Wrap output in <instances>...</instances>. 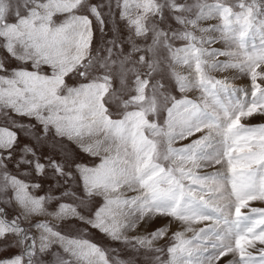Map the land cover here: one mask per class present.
Instances as JSON below:
<instances>
[{"label": "snow or ice", "instance_id": "1", "mask_svg": "<svg viewBox=\"0 0 264 264\" xmlns=\"http://www.w3.org/2000/svg\"><path fill=\"white\" fill-rule=\"evenodd\" d=\"M0 264H264V0H0Z\"/></svg>", "mask_w": 264, "mask_h": 264}, {"label": "rangeland", "instance_id": "2", "mask_svg": "<svg viewBox=\"0 0 264 264\" xmlns=\"http://www.w3.org/2000/svg\"><path fill=\"white\" fill-rule=\"evenodd\" d=\"M257 119H259V118H256V119L252 120L251 123H257V122H259V120H257ZM162 222L163 221H159L158 223H162Z\"/></svg>", "mask_w": 264, "mask_h": 264}, {"label": "bare ground", "instance_id": "3", "mask_svg": "<svg viewBox=\"0 0 264 264\" xmlns=\"http://www.w3.org/2000/svg\"><path fill=\"white\" fill-rule=\"evenodd\" d=\"M257 120H259V119H257Z\"/></svg>", "mask_w": 264, "mask_h": 264}]
</instances>
